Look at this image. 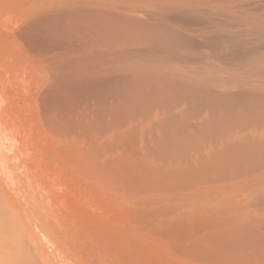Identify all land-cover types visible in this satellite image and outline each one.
<instances>
[{"label": "rangeland", "instance_id": "374dc122", "mask_svg": "<svg viewBox=\"0 0 264 264\" xmlns=\"http://www.w3.org/2000/svg\"><path fill=\"white\" fill-rule=\"evenodd\" d=\"M0 185L53 264H264V0H0Z\"/></svg>", "mask_w": 264, "mask_h": 264}, {"label": "bare ground", "instance_id": "6f19581e", "mask_svg": "<svg viewBox=\"0 0 264 264\" xmlns=\"http://www.w3.org/2000/svg\"><path fill=\"white\" fill-rule=\"evenodd\" d=\"M23 213L21 207L0 185V260H5L1 264H53L37 249L25 244L26 224L24 218H21Z\"/></svg>", "mask_w": 264, "mask_h": 264}]
</instances>
